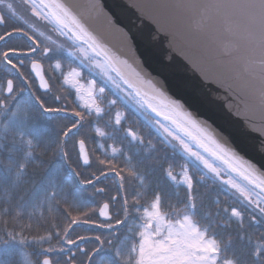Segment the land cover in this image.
Here are the masks:
<instances>
[{"label": "trees", "instance_id": "16d2710c", "mask_svg": "<svg viewBox=\"0 0 264 264\" xmlns=\"http://www.w3.org/2000/svg\"><path fill=\"white\" fill-rule=\"evenodd\" d=\"M6 31H11L7 20L5 26L0 24V34ZM29 45H31L29 40L14 35L0 42V52L8 47ZM19 59L24 60L22 71L27 77L26 80L18 77L14 70L11 73L6 71L7 66L0 63V102H3L9 110L14 109L17 103L27 106L26 119L20 118L10 122L8 113L0 115V238L7 239L9 231L17 238L16 242L0 244V264H24L21 261L23 252L31 254L33 260L31 264H38L45 256L49 257L53 264H58L62 258L66 261L65 256L70 255V251L62 255L58 250L61 246L67 248V244L57 233H62L72 216L83 218L84 212H89L90 218L97 224L103 223L98 211L105 202L110 203L112 207L113 219L109 222L114 225L117 219H121L124 223L112 230L101 228L96 224H80L73 226L74 231H71L70 236L73 239L79 236L89 237L77 243V246L89 252L97 246L98 242L94 239L96 235L106 241L101 251L93 256V264H96L102 254H115L116 247L121 248L123 258L118 261L116 257L112 259L106 257L107 261L112 260V264H135L136 254L132 253L129 261V250L133 243L139 242L138 232L141 231L144 223L142 211L145 206L151 204L154 193L161 195L162 211L168 220L175 223L177 219H182L183 215L188 214L201 231L206 232L208 239L217 240L220 245L221 262L230 260L231 264H264V254L259 258L255 254L256 247L264 244V220L216 181L205 176L191 159L171 146L131 106L124 105V113L127 114L131 126L137 132L146 133V138L144 144L128 141L130 154L127 157H131L130 163L124 161L127 157L122 153L117 155V160H113L118 168L123 170L124 188H118V178L113 174L101 176L94 184L83 183L87 179L94 180L93 173L100 175L101 169L108 171L106 165L99 163L101 157L110 156V152L106 153L108 141L95 142L90 131L91 115L83 108L77 109L71 100L65 101L64 95L75 93L76 87L65 83L63 69L60 68L61 74L51 75V90L43 100L51 106L64 107L63 104H66L70 111L75 108L76 111L85 113L84 127L79 135L73 133V137L69 138L66 144L65 150L69 152L70 160L61 156L56 141L63 139L61 133L64 126L75 117L69 114L68 119H64V113L57 116L40 111L35 98L41 91L29 69L30 57H13V60ZM55 60L56 53L53 52L47 61L49 63ZM77 65L81 71L80 81L84 86H88V82L94 80L96 89L103 87L105 93L114 94V90L102 79L93 76L82 64L77 63ZM47 73L49 74L48 66ZM8 79L14 81L15 99L5 95ZM57 96L61 97L59 101L55 99ZM101 108L104 110L101 118H110L113 107L103 105ZM6 124H8L7 128ZM20 130L25 132L23 138L19 135ZM28 139L32 140L31 147L26 143ZM79 139H84L86 142L91 158L88 166L83 165L78 158ZM124 145L121 143L120 147ZM28 152L32 153L31 157H27ZM169 166L178 180L182 177L185 167L192 176L195 210L186 207L188 203L186 185L175 183L167 177L165 170ZM73 169L80 175L76 176ZM130 169L136 175H129ZM18 172L19 176H17ZM137 176L143 177V184ZM53 183L55 187L52 186ZM97 189H103L104 192H98ZM53 192L56 193L55 197ZM114 196H117L116 201H113ZM125 197L128 200L126 219L123 211ZM135 200H139L140 203L135 204ZM118 207L120 209L116 210ZM233 209L241 213L239 218L232 216ZM130 233L134 235L130 236ZM127 235L132 238L128 237V241H118V237ZM40 237L44 239L41 240ZM21 239L25 241L23 244L19 243ZM108 241H111V244L107 243ZM46 249H54V251L49 252ZM75 260L76 264H88L85 254L78 249Z\"/></svg>", "mask_w": 264, "mask_h": 264}, {"label": "water", "instance_id": "95a60500", "mask_svg": "<svg viewBox=\"0 0 264 264\" xmlns=\"http://www.w3.org/2000/svg\"><path fill=\"white\" fill-rule=\"evenodd\" d=\"M52 2L45 0L46 4ZM55 2L67 8L119 61H127L144 81H151L165 97L177 101L207 135L228 151L231 162L244 175L141 103L153 117L170 124L264 196V190L250 182L252 177L264 181V45L259 32L250 35L236 17L213 7L229 0ZM43 12L47 15L48 10ZM67 36L77 45L87 47L74 40L71 33ZM117 67L137 87L154 94L125 65L118 63ZM108 70L140 101L115 71ZM31 71L40 90L50 91V87H40V78L32 68ZM5 94L8 96L6 91ZM189 128L193 135L198 134ZM109 214L112 217L110 206ZM100 219L105 221L104 217Z\"/></svg>", "mask_w": 264, "mask_h": 264}, {"label": "snow or ice", "instance_id": "6c2138e0", "mask_svg": "<svg viewBox=\"0 0 264 264\" xmlns=\"http://www.w3.org/2000/svg\"><path fill=\"white\" fill-rule=\"evenodd\" d=\"M0 2H2V0H0ZM7 7L9 12L15 16L16 13L13 9V6L9 4ZM31 7L36 15H41L43 10L47 9V15L44 16V18L54 20L58 25V30L61 31L62 35L71 33V37L74 40L80 41L83 45H86L87 47H81L80 51L88 56L95 66L100 68L105 75H107L108 69L115 71L117 75L124 81V83L127 84L129 88L134 90L135 96L140 98V102L146 104L152 112L156 113L157 116H162L165 121H169L177 129L183 131L193 140H196L200 147L204 148L206 152L228 165L233 171L240 172L241 175H244V172L231 162L228 151L214 138L207 135L205 130L199 127L191 115L182 110V106L177 101L170 100L165 97L162 92L156 89L155 85H153L151 81H144L140 77V74L135 71V69H131V66L127 64V61H119L118 58L111 54L104 45L99 43L97 39L84 27V25L62 4L56 3L55 0H53L51 4H46L45 0H40V3L37 4L36 0H31ZM213 7H216L217 9H223L228 14L236 17L250 35L259 32L261 44L264 45V0H229L227 3L214 5ZM17 19L19 20L20 18L17 17ZM4 23L5 17L0 15V24ZM14 35L19 38H26L27 40L31 41V45L27 47H8L5 51L0 52V63H3L7 66L6 71L11 73L14 70L18 77H23L26 80L27 77H25V74L22 71L24 60H13V57L32 56L36 54L38 49H40V43L37 39L30 35L24 27H14L11 31H6L3 34H0V42L10 39ZM49 51H51V49L44 47L41 50V54H47ZM68 54L70 56L74 55L72 52H69ZM118 63L129 68L131 74L136 77L140 84H147L148 88L151 89L154 94L149 95V92L143 91L140 87H137L136 84L128 79L127 76L120 70V68L117 67ZM31 68L40 78V87L42 89L48 90L50 86L41 72V64L37 60H32ZM55 68L60 69L61 64L57 62ZM80 76V70L77 68H72L65 77V83H73V85L76 87L77 95L81 100L84 101L83 106L88 111L89 115L94 113L97 118H101L103 116L104 110L96 102V82L94 80L88 82L89 86L87 88V96L85 98L83 95H80L83 90V85H80L78 80L73 79ZM108 78L112 79L110 76ZM5 87L8 96L15 99L13 94L16 89L13 79H8L6 81ZM29 87H31V85H29ZM20 91H24V89H20ZM104 92L105 89L100 87L99 93L103 94ZM35 99L42 113L49 115L57 114V116L60 113H64L63 118L68 119L69 109L67 107L48 105L40 96H36ZM55 99L59 101L61 97L57 96ZM111 103L115 104L116 101L113 100ZM5 113H8L10 122L20 118L26 119L27 106L23 105L22 103H17L14 109L9 110L3 102H0V115H4ZM70 115L75 117V119H70L69 124L64 126V129L61 133L63 139H58L56 141L57 145L59 146V154L69 160L70 154L65 150L66 144L68 143L69 138L73 137V133L79 135L80 130L84 127L83 122L85 120V113L82 111H76L75 108H73ZM53 118H56V116H53ZM122 119V114L117 112L115 115L114 125L120 126ZM157 123L159 124V121H157ZM189 126H191V129H195L196 133L198 134L193 135V132L190 130ZM7 127L8 124H6V128ZM159 127L164 133L167 134V136H174V133L168 126L160 124ZM93 131L98 137L111 138L109 133L101 127H95ZM19 135L23 138L25 132L20 130ZM124 135L125 137L129 138V143L136 142L137 144H144V138L132 128L124 129ZM174 138L179 140L180 145L183 147L186 153L194 156L198 161L203 163L205 168L209 169L211 172L216 173L217 175L219 174L217 168L210 164L208 160H206L198 152L192 151L190 146L185 143L183 139H180V137ZM26 143L29 145V147L32 146L31 139H28ZM149 145L151 146V141H149ZM101 147H103V145H101ZM78 148L79 160L82 161L83 165H90L91 160L89 153L86 150V142L84 139L78 140ZM119 151V149L113 147L112 156L115 157ZM31 156L32 153L28 152L27 157ZM126 159L129 163L131 162V157H127ZM99 163L101 165H106L108 171L105 172L103 169H101L100 175L93 173L94 180L87 179L84 180L83 183L94 184L96 181L100 180L101 176L113 174L118 178V188L123 189L125 181L123 170L118 168L114 161L100 160ZM20 167L22 169L23 164ZM69 167H71L70 163ZM165 171L167 177L171 181L186 185V199L188 202L186 207L191 210H195L196 204L193 194L194 181L192 176L189 175L187 168L185 167L182 177L179 180L174 174L171 166H169ZM73 172L76 176L80 175V173L76 172L75 169H73ZM129 175H136V173L130 169ZM17 176H19V172L17 173ZM137 178L141 181V184H143V177L137 176ZM249 178V176H245V179ZM201 179H203V177H201ZM250 182L255 183L257 187H260L262 190H264V181H258L256 178L252 177ZM50 183H52L51 180ZM227 183L232 184L233 187H238L231 180L227 181ZM52 186L55 187L54 183ZM97 191H103V189H97ZM55 195L56 193L53 192L54 197ZM134 203L138 205L140 201L135 200ZM254 203H256L259 207V202ZM123 204V211L126 219L128 214V200L126 197L123 200ZM85 207H87V205H85ZM260 212L264 213V207H260ZM231 214L236 218H239L241 215V213L236 209H233ZM99 216L104 217L106 222L97 224L96 221L90 218L89 212H84L83 218H81V216H72L68 221V224L63 228L62 233L58 232L57 235L62 237L65 244L74 246L79 241L89 239V237L79 236L76 239L71 238L70 233L71 231H74L73 226H78L80 224H96L101 228L111 229L114 227L113 223L107 222L112 220V217L109 214V203H104L99 209ZM143 217L145 222L141 226L142 230L139 231L140 239L138 244L133 243L131 249L129 250V261L132 258L131 254L135 253V264H231L230 260H223L221 262L219 254L220 245L218 244L217 240L208 239L206 232L201 231V229L195 223H193L192 217L190 215H183V218L177 219L175 223L168 220L166 214L162 211V197L160 194L154 193L151 204L149 206H145L143 209ZM122 223H124V220L117 219L115 221L116 225ZM7 236V239L0 238V244L4 245L9 242L17 241L16 236L12 232L9 231ZM40 239L42 240L44 237H40ZM94 239L98 243L97 246L91 250V252L85 248L78 249V251L84 252L88 264H93V256L100 252L106 243V241L99 235H96ZM24 242V239L19 241L21 244ZM107 243L111 244V241H108ZM58 250L61 252L66 251L63 246H61ZM46 251L51 252L54 251V249H46ZM114 251L117 260L120 261L123 258L121 248L116 247ZM255 254L258 258L264 254V244L258 245L256 247ZM108 262L109 264H112V260H109ZM42 264H52V261L49 257L45 256ZM69 264H76L75 253H72L69 257Z\"/></svg>", "mask_w": 264, "mask_h": 264}, {"label": "flooded vegetation", "instance_id": "af4514ba", "mask_svg": "<svg viewBox=\"0 0 264 264\" xmlns=\"http://www.w3.org/2000/svg\"><path fill=\"white\" fill-rule=\"evenodd\" d=\"M7 1L11 2V4L12 3L15 4V6L17 8V11L15 9V13H16L15 16H13L9 12L7 5L4 4V2H7ZM0 9L3 10L2 12L0 11V13L3 16L4 15L6 16L5 20H7L9 22L11 30L14 27H24L25 30L28 31L29 34L32 35L35 39H37L40 43V49H38L37 53L32 55V56H29L30 60H31L29 63V69H30V65H31L32 60H37L38 62L42 63L44 66V69H45V74H46V76L50 82L51 75H57V73L61 74V71L59 69L55 68L56 63L59 62L61 64V66L63 65L61 68L63 69L62 75H63V79L65 81V77L68 75V73L70 72V70L72 68H77L78 70H80V68L77 65V63H78V64H82L88 71L91 72V74L93 76L97 77L96 74L91 69H89L86 65H84L82 62H80L78 60V58L76 57L75 54L71 55V56L68 54L69 52L73 53V47H74V45L77 46V44L73 43L67 35H62L61 31L58 30V27L55 24H53L50 21V19H45L44 16H46V14L44 12H42L41 15H36L32 10L31 0H2V2H0ZM17 17H19L20 19L18 20ZM48 31H51V32H48ZM57 33H60L59 36L56 35ZM49 38H60V40L52 39L49 41ZM51 42H53V43H51ZM44 47H48L49 49H51V51L48 54L42 55L41 50ZM53 52L56 53V60L48 63L47 58ZM47 66H48L50 75L47 73ZM87 78L88 77H86V79ZM73 79L78 80L79 84H81L79 77H76ZM36 84H37V82H36ZM69 84L73 85V83H69ZM37 87H38V85H37ZM41 93H37L36 96H40L42 98H45L47 96L46 94H48V93H43V92H41ZM80 95H83L86 98L87 92H83V90H82ZM64 97H65V101L71 100L73 105L77 109L79 107V108H83L84 110H86L83 106L84 101L80 99V97L77 95V92H75L73 94H68L67 96L64 95ZM95 97H96V102L101 107H103V105H111L113 107V111H112L113 113H112L111 117L107 118V119L100 118L102 120H98L94 113L91 114L92 121L90 123V125H91L90 131H92V133H93V140L97 143L102 141V140L108 141V146H107L108 149H106V153L110 152V156L101 157L102 160H105V159H106V161L117 160V158H118L117 155H119L120 153H122L123 156L125 155V157H127L130 154V148H129V144H128L129 138L125 137L124 129L132 128L133 130H135V128L133 126H131V124L129 123V119L127 118V114L124 113V111H125L124 105H127V106H131V105L126 101V99L123 96L119 95L115 90H114V94L105 93V92L103 94H100L95 89ZM113 100L116 101L115 104L111 103V101H113ZM63 105H64V107H66V104H63ZM133 109L138 115H140L143 119H145L150 124V126H152L153 129L158 131L155 128V126L148 119H146L134 107H133ZM117 112H120L122 114V117H123L122 123L120 126L114 125L115 115ZM70 113H71V111L69 109V114ZM95 127L103 128L106 132L109 133L111 138H108V137L101 138V137L96 136L94 134V131H93V129ZM114 128H115V131H114ZM138 134L141 135L145 140L146 133L140 131V132H138ZM121 143H124L125 145L123 147H120ZM113 147L120 150L119 153L115 157L112 156ZM97 153H99L98 150H97ZM124 161L128 162L126 159ZM116 200H117V196H114L113 201H116ZM105 203H108V202H105ZM111 209H112V207L110 204V210ZM119 209H120V207H118L116 210H119ZM115 212L117 213V211H115ZM142 213H143V211H142ZM143 221L145 222V219H143ZM118 226L119 225L114 224L113 228H116ZM113 228H111V229L108 228V229L112 230ZM141 230H142V228H141ZM132 235H134V234L130 233V236H132ZM130 236L129 235L121 236V237H118L117 239H118V241H128V237L132 238ZM136 237H138V235ZM133 238H135V237H133ZM65 249H66V251H63L61 254L65 255L67 251H70V255L65 256L66 261H64L62 258L61 262H59L58 264H69V257L71 256V254L75 253V256H76L77 249H81V248L79 245L77 246V244H76L74 246L73 245H67V248H65ZM82 253H84V252H82ZM31 257L32 256L30 253H24L23 252V256L21 258V261H23L24 264H27V263L31 264V262L33 263V260ZM106 257H110L112 259V258H115L116 256H115V254H113V255L102 254L99 257V259L97 260L96 264H109V262L105 259ZM43 259H40L38 264H41Z\"/></svg>", "mask_w": 264, "mask_h": 264}, {"label": "rangeland", "instance_id": "374dc122", "mask_svg": "<svg viewBox=\"0 0 264 264\" xmlns=\"http://www.w3.org/2000/svg\"><path fill=\"white\" fill-rule=\"evenodd\" d=\"M7 6L11 4V2L7 1L4 2ZM13 6V9L17 11V8L15 4H11ZM51 32V31H48ZM60 33H57L56 35L59 36ZM55 39L60 40V38H49V41ZM53 43V42H51ZM83 46L80 45H74L73 47V53L76 55L78 60L82 62L84 65H86L89 69H91L98 78L102 79L105 83L110 85L119 95L123 96L126 101L134 107L138 112H140L146 119H148L155 128L159 131V133L165 138V140L172 145L177 150L183 152L189 159L193 161V163L196 165V167L208 178H211L212 180L216 181L218 184H220L224 189H226L233 197L237 198L241 203L246 205L248 208L253 210L255 214L260 217L262 220H264V213L260 212V207H264V196L260 194L256 189L249 186L247 183H245L243 180L235 176L233 173L225 169L219 162H217L215 159L207 155L205 152L197 148L192 141H190L187 137L182 135L179 131H177L174 127H172L170 124L162 122L155 117H153L148 110L143 106L139 100H137L133 93L129 91L126 87H124L121 82L112 74L109 72L107 75H105L102 70L95 66V64L86 56L84 53L80 51V48ZM86 48V47H85ZM90 55V54H89ZM112 74V75H111ZM111 77L112 79H109L108 77ZM80 85H83L82 83ZM86 86L83 85V92H87ZM159 121V124L157 123ZM160 124H164L168 126L172 132L174 133V136H167L166 133L163 132V130L159 127ZM174 137H180V139H183L185 143H187L192 151L198 152L201 156H203L210 164H212L215 168H217L219 174L211 172L209 169L205 168L203 163L198 161L194 156L189 155L186 153L183 149V147L180 145L179 140L175 139ZM231 180L233 183H235L238 187H233L232 184L227 183V181ZM259 202V207L256 203ZM194 223V222H193ZM166 234V233H165ZM28 264V263H27Z\"/></svg>", "mask_w": 264, "mask_h": 264}]
</instances>
